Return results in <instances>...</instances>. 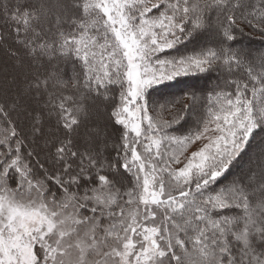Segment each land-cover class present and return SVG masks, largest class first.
I'll list each match as a JSON object with an SVG mask.
<instances>
[{
	"label": "snow or ice",
	"instance_id": "obj_1",
	"mask_svg": "<svg viewBox=\"0 0 264 264\" xmlns=\"http://www.w3.org/2000/svg\"><path fill=\"white\" fill-rule=\"evenodd\" d=\"M244 26L264 36V0H0V264H264V50ZM62 62L79 102L50 88ZM191 75L201 95L161 103Z\"/></svg>",
	"mask_w": 264,
	"mask_h": 264
},
{
	"label": "trees",
	"instance_id": "obj_2",
	"mask_svg": "<svg viewBox=\"0 0 264 264\" xmlns=\"http://www.w3.org/2000/svg\"><path fill=\"white\" fill-rule=\"evenodd\" d=\"M249 2L252 4H256L257 0H249ZM237 38L240 41V46L247 48V49H252L253 51H256L262 46H264V36H262L257 29L249 28L247 26H244L243 33L240 34ZM0 57L4 58V56H1V55ZM77 68H78V65H77ZM57 69H58L59 79L56 81H50V88L54 87L55 89L56 87V90L63 92L67 95H72L74 98H77V101H78V97L75 92V89L71 88L72 79L74 75H76V73L73 71L72 63L70 62L59 63L57 65ZM205 82H207L206 78L202 76H198V75H191L188 77L178 78L177 81L170 82L169 84L161 85L160 86L161 91H162V94L164 95L163 98L161 99V103H165V101H172V100L179 99L185 93H190V92H196V94L199 96L202 94V90H204L207 85V84H204ZM65 84H67L68 86L65 87ZM116 95H117L116 102H118V92ZM96 104L97 103H92L91 101H88V110H89L90 115L92 112L93 113L97 112L95 114L98 115L99 114L98 112L101 111V109H103L105 113L110 115V106L107 105V102L104 104L98 103V106L96 109L97 111H95V109L92 110V108L96 106ZM75 106H78V105H74V107ZM173 111L174 110L171 108V105L169 104L165 108H162V109L158 108L157 112H151L150 115L160 120H169L171 119ZM103 123L106 126V131L112 133V139L113 141H115L117 139L118 134L113 131L112 123L110 122V120L107 122L103 120ZM116 127H119V126H116ZM0 132H2V129H0ZM191 147H189L188 151L190 150ZM174 148L175 146H172V150H174ZM169 154H171V150ZM177 167H180V165H178Z\"/></svg>",
	"mask_w": 264,
	"mask_h": 264
},
{
	"label": "rangeland",
	"instance_id": "obj_3",
	"mask_svg": "<svg viewBox=\"0 0 264 264\" xmlns=\"http://www.w3.org/2000/svg\"><path fill=\"white\" fill-rule=\"evenodd\" d=\"M258 50H264V46H262L261 48H259ZM0 55L1 56H3V53L2 52H0ZM3 62H4V58L2 57H0V66H3ZM204 84H207V82H205ZM52 89H54V87H51ZM59 89V88H58ZM54 90H56V87H55V89ZM53 90V91H54ZM106 103V102H105ZM100 104V103H99ZM97 106H98V103L96 104V106H94L93 108H92V110L93 109H95V111H97L96 109H97ZM95 113H97V112H95ZM95 113H91V117H92V119L93 120H95L99 125H101V126H105L104 125V123H103V120L105 121V122H107V121H109V115L107 114V113H105L104 112V110L103 109H101V111H99L98 113V115H96ZM258 140L260 139L259 137L257 138ZM258 140H257V142H258ZM195 147L196 146H193V147H191L190 148V150L187 152V155H191V152L193 151V150H195ZM180 166H182V165H180Z\"/></svg>",
	"mask_w": 264,
	"mask_h": 264
}]
</instances>
